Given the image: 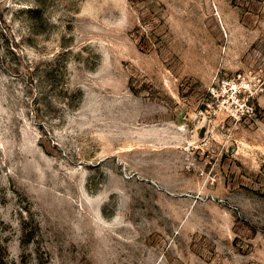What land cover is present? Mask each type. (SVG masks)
Returning a JSON list of instances; mask_svg holds the SVG:
<instances>
[{"label": "rangeland", "instance_id": "rangeland-1", "mask_svg": "<svg viewBox=\"0 0 264 264\" xmlns=\"http://www.w3.org/2000/svg\"><path fill=\"white\" fill-rule=\"evenodd\" d=\"M0 264H264V0H0Z\"/></svg>", "mask_w": 264, "mask_h": 264}]
</instances>
